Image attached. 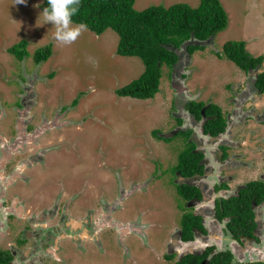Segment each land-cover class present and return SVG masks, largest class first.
Masks as SVG:
<instances>
[{
	"label": "rangeland",
	"instance_id": "rangeland-1",
	"mask_svg": "<svg viewBox=\"0 0 264 264\" xmlns=\"http://www.w3.org/2000/svg\"><path fill=\"white\" fill-rule=\"evenodd\" d=\"M43 1L26 0L21 4L16 0H0V98L13 99L14 95L19 98L26 92H32L33 104L36 101L38 106L46 107L48 114L53 110L59 113L62 108L69 112L71 124L59 129L65 133L67 140L58 161L67 171L69 168H79L78 177L82 180L100 184L101 190L109 191L121 179L126 186L136 180L143 182L148 179L146 186L137 188L124 201L126 220L136 219L133 220L139 224L136 227H140L146 236L132 232L126 235L124 243L132 248L130 255L135 254L136 258L137 254L143 252L141 246H146L144 256L140 258L141 264H174L178 258L176 251L172 260L162 259L161 256L166 252L165 246L172 234L181 228L183 215L191 210L207 213L212 209L209 200L188 205L181 196L178 197L174 183L178 156L189 146L186 135H173V130L179 124L176 119L177 107L175 102L172 103L176 97L173 85L182 64L176 66L174 71L166 65L162 66L159 91L154 97L139 99L120 96L116 91L144 71L142 60L116 52L119 36L111 28L101 34L87 28L75 42L69 45L58 43L53 38L54 27L51 24L41 25L42 17L38 18ZM178 2L195 7L200 0H135L134 8L143 10L151 5L167 7ZM220 2L228 14L226 28L206 40L203 47L192 54L188 55L185 44L175 52L179 50L178 54L187 60L185 86L192 93H197L199 100L220 105L226 115L231 109L228 103L231 86L239 85L238 88H242L248 74L224 56L218 57L215 52L222 51L226 41L244 40L247 51L253 56H263L262 64L255 71L264 70V0ZM22 39L27 41L29 54L19 60L9 48ZM48 43L52 45V54L46 61L36 63L33 53ZM74 98L78 102L70 107ZM258 99L263 101L261 106H257L262 115L264 94ZM247 106L251 105L248 103ZM38 109L33 114L41 113ZM2 123L7 132L13 125V119L2 120ZM257 124L260 126L255 128L254 133L253 130L251 132L264 145V124ZM153 131H157L160 137ZM171 131L169 139L161 138V134ZM237 172L244 180L253 177L248 169ZM204 181L210 188L215 180ZM117 186L118 196V183ZM109 194L114 195L115 192ZM207 216L206 222L212 224L213 230L206 227L221 236L223 225ZM105 232L106 237L109 236L107 243L118 246L112 250L121 254L122 261L116 264L125 263L127 258L131 259L130 264H134L132 255L125 254L119 248L122 241L115 230ZM212 243L213 239L206 242L208 245ZM98 260L113 264L115 259L111 255H104L99 256Z\"/></svg>",
	"mask_w": 264,
	"mask_h": 264
},
{
	"label": "flooded vegetation",
	"instance_id": "flooded-vegetation-1",
	"mask_svg": "<svg viewBox=\"0 0 264 264\" xmlns=\"http://www.w3.org/2000/svg\"><path fill=\"white\" fill-rule=\"evenodd\" d=\"M185 60L181 57L182 65L178 68V79L173 85L177 99L174 98L172 103L176 104V119L179 123L173 135L188 132L186 142L193 143L192 152L200 155L198 165L201 169L192 175H185L177 168V164L174 183L179 198H183L178 192L180 187L188 193L189 188L198 191L199 195L194 192L188 200L183 198L188 205L209 200L212 209L207 213L191 210L192 214L199 215L203 229L194 228L192 238L184 239L180 228L172 234L161 258L172 260L176 251L178 258L174 264H177L184 257L201 256L211 248L201 264H206L213 254L227 251L232 255L230 264H264V199L252 201L255 223L252 235L240 236L239 239L234 238L227 229L228 217L217 219L215 205L218 199L238 195L239 190L250 181L260 180L264 183L263 172L258 179L231 188L229 181L232 175L226 174L234 164L232 160L239 156L234 151L241 146L242 139L252 134L251 130L254 133L256 127L248 126V122L253 120L264 124L256 116L254 106H247L248 102H252V93L258 91L254 85L258 72L249 70L246 73L248 78L240 90L235 85L231 86L232 92L228 98L231 109L224 115L225 128L219 134L212 135L204 130L205 122L210 118L204 114V109L210 102L201 109L200 118L188 107L190 100H201L197 98V93H192L184 84L187 77ZM32 97V92H26L19 98L17 95L13 99L0 98V264H104L98 260L99 256L104 255H111L115 259L113 264L120 263L121 254L112 250L118 246L107 243L109 236L106 237L105 231L115 230L122 241L119 248L127 255H130L132 248L124 243L126 235L135 232L146 236L140 227H136L139 225L136 219L126 220L124 201L137 188L146 186L148 179L143 182L136 180L129 186L121 179L113 184L111 190L103 191L98 186L100 184L95 185L90 180L78 177L80 170L77 167L69 168V176L65 166L62 167L58 161L67 140L65 133L59 129L71 124L69 112L62 108L59 113L53 110L48 114L46 107L38 106L36 101L33 104ZM77 102L74 98L69 106L73 107ZM36 109L41 113L33 114ZM7 119H13V125L6 132L2 120ZM239 130L244 133L242 139H236ZM73 154L78 157L74 151ZM204 179L215 181L209 188ZM117 183L120 190L118 196ZM113 191L115 194L110 195ZM207 215L223 225L221 236L212 231V224L206 222ZM109 220L132 226L119 228L111 223H101ZM211 239L213 243L206 244ZM145 248V245L141 246L143 252L137 254V258L131 254L132 263H142L140 258L144 256ZM129 261L131 259L127 258L123 264H130Z\"/></svg>",
	"mask_w": 264,
	"mask_h": 264
},
{
	"label": "trees",
	"instance_id": "trees-1",
	"mask_svg": "<svg viewBox=\"0 0 264 264\" xmlns=\"http://www.w3.org/2000/svg\"><path fill=\"white\" fill-rule=\"evenodd\" d=\"M135 0H80L79 10L73 17L74 23H85L87 28L96 34L103 33L107 28L113 29L119 36L116 52L123 56H137L144 63V71L140 76L116 93L120 96L147 99L152 98L159 91L162 66L169 69L177 62L178 54L175 50L189 40L206 41L226 28L228 14L220 0H200L195 7L178 2L170 6L151 5L143 10L134 8ZM46 6V0L41 3V9ZM27 41L20 40L9 51L19 60H23L29 52ZM203 45L188 44L186 51L192 54ZM218 57L224 56L234 62L242 71L249 72L259 67L263 56H253L247 51L244 40H229L223 44L222 51L215 52ZM52 54L50 43L39 47L33 53L36 63L46 61ZM254 85L258 92L264 94V70L256 75ZM75 103V101H74ZM203 101L190 100L188 107L200 118ZM204 114L210 116L205 122L204 130L212 135L219 134L225 128L226 121L222 109L215 103L208 104ZM153 133L158 136L157 131ZM183 135L188 132L181 133ZM160 137V136H158ZM163 138V137H161ZM169 139V138H164ZM194 146L190 143L178 156L177 168L185 175H192L200 171L198 161L200 155L193 153ZM178 192L188 200L196 188H178ZM187 189V188H186ZM264 199V183L260 180L250 181L239 190V194L226 199H218L215 203L217 219L228 217L227 229L232 236H251L255 226L251 203ZM202 230L199 215L187 212L181 221V231L184 239L192 238L193 229ZM211 248L201 256H187L177 264H201ZM169 258V256H167ZM232 255L229 251L218 252L211 256L206 264H230ZM263 264V263H253Z\"/></svg>",
	"mask_w": 264,
	"mask_h": 264
},
{
	"label": "crops",
	"instance_id": "crops-1",
	"mask_svg": "<svg viewBox=\"0 0 264 264\" xmlns=\"http://www.w3.org/2000/svg\"><path fill=\"white\" fill-rule=\"evenodd\" d=\"M179 65H180V63L177 66H179ZM238 86L239 85H236L235 87L238 88ZM240 89L238 88V90H240ZM260 95H263V94L258 92V91L253 92L252 95L250 96L252 102H250V103L248 102V103L252 104L254 106V108L256 110L255 113L257 114L256 116L260 117V119H259L260 122H263L264 121V111L261 115L260 111L258 109V107L261 106V103H263L262 100L258 99L260 97ZM209 102L215 103L213 101H209ZM215 104H217V103H215ZM218 106L220 107V105H218ZM254 122L255 121L250 120L248 122L249 123L248 126H251L252 128L260 126L259 124L254 123ZM238 132L239 133L237 134L236 139H238V138L242 139L244 136V133L240 130ZM255 136H256V134H253V133L246 135V137H244L241 141V146L237 149V151H234V152L239 153V156L232 160V162L235 165L232 164L231 169L229 171H226V174L232 175V178L229 181V186L231 188L233 186H235L236 184H243V183L250 181V180H256V179H258L259 175L264 172V145H262L263 141H261L259 138H256ZM262 146H263V150L261 149ZM245 155H246V157H244ZM243 168L248 169V171H251L253 174V177L244 180L243 177L240 176L241 173L239 174L237 172L239 169L242 170Z\"/></svg>",
	"mask_w": 264,
	"mask_h": 264
},
{
	"label": "clouds",
	"instance_id": "clouds-1",
	"mask_svg": "<svg viewBox=\"0 0 264 264\" xmlns=\"http://www.w3.org/2000/svg\"><path fill=\"white\" fill-rule=\"evenodd\" d=\"M17 3H26V0H16ZM80 0H46V6L39 13L42 23L51 24L55 31L53 38L62 45H69L77 40L82 31L87 30L83 22L74 24L73 17L79 10Z\"/></svg>",
	"mask_w": 264,
	"mask_h": 264
},
{
	"label": "water",
	"instance_id": "water-1",
	"mask_svg": "<svg viewBox=\"0 0 264 264\" xmlns=\"http://www.w3.org/2000/svg\"><path fill=\"white\" fill-rule=\"evenodd\" d=\"M210 39H212V38H210ZM205 43H206V41L189 40V41L185 42L184 44H185V45H188V44L204 45ZM184 44H182L181 47L184 46ZM181 47H180V48H181ZM184 47H185V49H186V46H184ZM176 52H177V54H178L179 50L176 51ZM188 55H189V53H188ZM180 60H181V56L178 54V60H177V62L172 66L173 71H174V69L176 68V66L180 63ZM255 70L258 71V67H256ZM161 136L164 137V138H168V137L172 136V133L161 134ZM108 222L111 223L113 226H115V227H119V228H128V227H131V226H132V224H120L119 222H115V221H113V220H110V221H108Z\"/></svg>",
	"mask_w": 264,
	"mask_h": 264
},
{
	"label": "bare ground",
	"instance_id": "bare-ground-1",
	"mask_svg": "<svg viewBox=\"0 0 264 264\" xmlns=\"http://www.w3.org/2000/svg\"><path fill=\"white\" fill-rule=\"evenodd\" d=\"M91 168V167H90Z\"/></svg>",
	"mask_w": 264,
	"mask_h": 264
}]
</instances>
